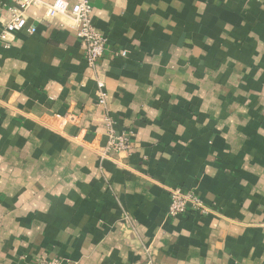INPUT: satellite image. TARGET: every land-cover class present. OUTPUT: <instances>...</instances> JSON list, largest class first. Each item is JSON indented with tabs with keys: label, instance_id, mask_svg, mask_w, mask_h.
I'll return each instance as SVG.
<instances>
[{
	"label": "crops",
	"instance_id": "1",
	"mask_svg": "<svg viewBox=\"0 0 264 264\" xmlns=\"http://www.w3.org/2000/svg\"><path fill=\"white\" fill-rule=\"evenodd\" d=\"M90 3L106 108L69 19L0 42V264H264V0Z\"/></svg>",
	"mask_w": 264,
	"mask_h": 264
},
{
	"label": "built area",
	"instance_id": "2",
	"mask_svg": "<svg viewBox=\"0 0 264 264\" xmlns=\"http://www.w3.org/2000/svg\"><path fill=\"white\" fill-rule=\"evenodd\" d=\"M32 8H44L48 20L69 19L72 22L70 27L84 46L87 64L97 75L98 103L106 108L108 94L106 84L100 77V62L107 50L108 40L93 23V8L90 0H55L52 3L45 0H13L0 35V42L5 47H9L16 34L21 31L26 30L31 35L35 33V27H28L26 16L28 10ZM62 25L65 26L64 23ZM107 149L121 154L130 151L132 145L128 138L116 137L111 131ZM105 156L106 154L102 158ZM170 198L168 215L172 219L187 215L192 211L201 216H209L214 212V209L208 206L193 189L172 188ZM36 264H60V261L42 260Z\"/></svg>",
	"mask_w": 264,
	"mask_h": 264
}]
</instances>
